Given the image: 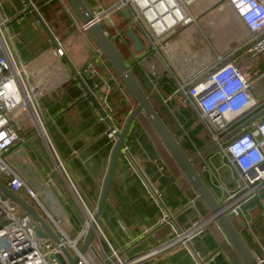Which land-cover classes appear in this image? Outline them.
Wrapping results in <instances>:
<instances>
[{
    "label": "crops",
    "instance_id": "1",
    "mask_svg": "<svg viewBox=\"0 0 264 264\" xmlns=\"http://www.w3.org/2000/svg\"><path fill=\"white\" fill-rule=\"evenodd\" d=\"M0 1L1 10L9 17L10 22L18 20L13 31L18 32L15 48L19 58L25 62L30 61L31 66L48 53L45 57L54 59L53 66L58 64L64 66L56 79V84L46 88L44 94L38 98L44 130L57 157L48 152L37 129L31 130V127L35 126L25 115L22 118H26L29 124L22 125L18 120L24 131L23 135L19 134L24 139V144L19 143L18 148L7 154L10 156L18 149V159L21 161L18 160V167L13 168L28 186L33 190L36 187L40 192L38 198L34 191L37 201L29 200L24 191L18 195L33 204L42 217L47 218L45 213L47 212L60 220L67 236L73 238L86 221L77 196L90 211L96 210L114 146L105 135L108 124L98 119L96 105L86 93L88 90L92 98L94 97L90 92L93 79L87 73L76 74L80 65L90 59L94 49L99 48L87 32L76 31L75 26H80L82 22L66 0H33L35 8L27 10H23L22 0ZM55 2L58 7L51 5ZM187 14L195 22L177 26L168 40L171 43L170 55L173 57L174 66L182 77L190 75L192 66L201 62V54L209 44L212 57L217 50L226 52L228 47L230 49L240 47V40L246 35L244 28L237 22V17L224 7L221 0L194 2L189 6ZM38 16H42L47 24L46 28L53 26L55 32L60 35L66 50L64 57L58 58L50 53L49 34L44 24H36ZM55 16L57 19H54ZM197 31L202 35L198 41L203 38V42L200 40L199 44L194 37L199 34ZM122 46L129 58L125 60L126 63L139 70L149 94H154L150 83V69L154 66L156 71V66L151 63L150 56L155 53L146 48L144 54H140L141 67L131 61L129 48ZM94 63L101 68V73L112 77L111 93L113 91L114 93L110 95V102L122 99L125 102L123 107H128L131 96H128L125 88L119 84L106 59L100 55L95 58ZM235 63L254 81L255 86L251 92L258 102L264 103V53L253 56L240 50ZM204 64L205 62L200 67ZM44 65L38 64V68ZM163 79V75L156 72L155 84L159 89L164 86ZM161 95L164 96L162 92ZM157 98L162 103L161 97ZM151 100L154 102L152 97ZM163 116L173 134L176 136L179 132L181 135L182 131L171 119L167 108L164 109ZM115 119L121 128L126 117L118 116ZM184 129L186 130L185 125ZM186 132L204 150L201 142H197L188 130ZM124 146L127 147V152L119 153L103 211L98 220V232L102 234L99 239L106 251L109 250L108 242L112 247L133 257L167 239L169 225L158 224L162 203L174 212V220L182 229L187 228L194 220L209 215L210 211L206 204L198 199L196 190L177 162L167 153L157 136L147 128L144 118L134 119L125 136ZM188 151L191 156L196 155ZM209 154L211 155V152L206 155ZM59 163L72 181L74 189L69 188L64 173L58 170ZM143 181L150 183L160 192L161 204L153 200ZM262 202V214L254 216L247 210V217L253 224L251 230L237 224L242 237L254 255L259 258L264 256V200ZM236 219L239 218L235 217L234 221ZM121 226H125L127 230H122ZM97 244L96 241L92 242L93 254ZM93 254L92 260L95 263ZM86 260L91 263L88 258ZM136 264H244V262L227 241L218 224L213 222L204 232L192 239L189 247L186 244H178Z\"/></svg>",
    "mask_w": 264,
    "mask_h": 264
},
{
    "label": "built area",
    "instance_id": "2",
    "mask_svg": "<svg viewBox=\"0 0 264 264\" xmlns=\"http://www.w3.org/2000/svg\"><path fill=\"white\" fill-rule=\"evenodd\" d=\"M22 1L23 10L35 8L33 0ZM91 1H93L92 20L110 28L111 40L117 37L122 45L129 48L131 61L142 67L140 53L135 51L133 42L131 45L128 43L124 32H121L113 21V15L122 10L127 11L130 20L126 31L131 28L135 32L134 27H137L145 41L144 45L135 32L142 43L141 51L144 52L147 48L159 55L165 72L174 82L175 88L168 96L161 95L159 87L155 84L154 66L150 69V83L157 97H161L162 104L167 108L177 128L182 131L181 135L177 133V139L184 141L189 150L195 154L202 151L184 129L185 120L181 115L180 106L171 104L173 97L179 95L181 103L186 105L185 108L191 112L192 118L197 117L207 130L210 145H213L208 151L211 155H206L207 152L196 160V169L202 178H205V183L220 204V211L232 214L234 218L238 217L242 225L251 230L253 224L246 214L248 208L240 209L264 190V114L230 136L226 137V135L264 107V103L258 102L250 90L254 81L235 63L240 50L253 56L264 53V0H221L224 7L237 17V22L244 28L246 35L241 38L240 47L235 49L228 47L226 52L217 50L212 57H210L211 45L206 46L201 54V62L192 66V73L187 77L180 76L176 71L173 57L170 55L171 43L168 40L177 26L195 22L187 12L189 6L199 0H116L106 6L101 4L100 0ZM9 23V17L1 10L0 1V182L12 193L18 195L19 192L24 191L29 200L37 201L34 190L4 160V156L16 148L19 141L24 144V139L18 132V129L23 130V128L14 120L15 115H11L12 111L17 108L18 114L27 116L42 135L48 152L53 157L57 156L44 130L43 116L38 104V98L46 89L42 92H34L33 97L26 100L29 93L35 89L34 85L38 80L28 72L30 61L25 62L19 58L15 48L18 32H10ZM40 23L46 28L47 24L42 16L36 19V24ZM87 26L81 24L75 28L85 32ZM46 29L49 34L50 53L58 58L64 57L66 50L60 35L55 32L53 26ZM100 55L102 53L94 49L90 59L80 65L76 74L87 73L93 79L90 92L94 96L96 113L100 121L108 124L105 135L114 143L120 126L113 115L114 108L110 102L112 77L101 73L94 63L95 58ZM204 62L205 64L200 67ZM30 79L33 84H30ZM28 104L32 106L33 112L30 111ZM120 151L127 152V147L124 146ZM57 168L64 173L69 188L74 189L61 163ZM143 185L153 200L161 204L160 192L150 183L143 181ZM77 200L86 221L73 238L67 236L60 220L53 218L47 212H45L47 217L45 220L56 232L62 244L72 254L78 255L77 264H91L86 260L85 254H79V246L93 212L86 207L79 196ZM261 200H264V197L259 201ZM174 216V212L162 203L158 224L169 225L167 239L133 257L112 247L108 242L109 250L106 251L100 242L97 225L98 244L94 251L96 256L94 264H136L142 259L165 252L178 244H186L189 247L195 236L200 235L215 222L214 215L209 214L194 220L187 228L182 229L176 224ZM121 229L127 230L125 226H121ZM57 251L58 247L49 237L36 236L30 217L20 206L8 198L3 200L0 196V264H58L55 259L50 258V255ZM256 259L260 264H264V256Z\"/></svg>",
    "mask_w": 264,
    "mask_h": 264
},
{
    "label": "water",
    "instance_id": "3",
    "mask_svg": "<svg viewBox=\"0 0 264 264\" xmlns=\"http://www.w3.org/2000/svg\"><path fill=\"white\" fill-rule=\"evenodd\" d=\"M67 1L77 13L82 24L88 25L86 30L96 42L100 53L105 55L110 65L112 66L118 77L121 79L124 86L127 88L129 94L136 100V105L129 111L125 121L120 128V131L117 132L116 141L114 142V146L110 153L109 163L102 183L96 210L92 214V218L89 222V226L86 230L83 241L79 246V254L84 255L85 252L92 247V241L94 237H96L98 220L103 211L116 162L118 160L121 148L124 147L125 136L136 116L140 112H143L157 131L158 135L160 136L162 142L164 143L170 154L182 169L184 175L193 185L198 194V199H201L208 207L210 214L214 215L215 222L221 228L222 232L226 236L227 241L237 251L244 264H260L256 259V256L242 237L240 230H238L237 228V224L241 227L243 226L240 220L236 219V221H234V217L232 214H225L220 211V204L218 203L214 194L207 186L204 179L195 167L196 160L200 156L206 154L213 147V145L208 146L199 154L189 156L181 146L177 137L169 129L167 124L164 122V120L152 104L150 97L143 91L142 87L134 77L131 71V65L125 62V60L113 44L111 38L108 37L102 26L92 20L91 10L89 9L85 1ZM121 13L126 18H129L127 11L122 10ZM127 34L133 42L135 51L140 52L142 50V43L137 34L131 28L127 30ZM86 93L95 103L88 90H86ZM262 114H264V107L256 114L241 123L239 126L234 128L226 135V137L235 133L241 127L246 126L249 122L260 117ZM0 196L3 200L7 198L10 199L26 212V214L30 217L31 225L35 229L36 236L43 238L49 237L55 243V245L58 247V251L53 255L51 254L50 258L55 259L58 264H77L78 255L72 254L66 248V246L62 244L56 232L51 228L45 218L42 217L40 213H38V211L32 204L21 198L19 195L12 193L2 182H0ZM262 197H264V190H262L252 200L243 205L240 210H245L253 203L259 201Z\"/></svg>",
    "mask_w": 264,
    "mask_h": 264
},
{
    "label": "rangeland",
    "instance_id": "4",
    "mask_svg": "<svg viewBox=\"0 0 264 264\" xmlns=\"http://www.w3.org/2000/svg\"><path fill=\"white\" fill-rule=\"evenodd\" d=\"M85 1V3L87 4V6L89 7V9L90 10H92L93 8H92V6H93V4H92V1H90V0H84ZM101 1V3L103 4V5H107V4H109V3H111L112 1H115V0H100ZM57 2H55V3H51V5L52 4H54V7H58V5L56 4ZM54 19H57V16H55V18ZM17 21L18 20H12L11 22H10V24H9V30H10V32H12V33H14V31L13 30H15L16 29V25L18 24L17 23ZM113 21H114V23H115V25H116V27L121 31V32H124V35H125V38L128 40V42L130 43V44H132V40H131V38L128 36V34H127V31H126V26H127V24L129 23V18H126L121 12H118V13H116V14H114L113 15ZM47 23H49V24H51L50 22H47ZM64 25H62V27H63ZM104 28V30L108 33V35L109 36H111V31H110V28H108V27H103ZM134 30H135V32L138 34V36L140 37V39L142 40V42H143V44L145 45V41H144V39L141 37V35H140V33H139V31H138V29H137V27H134ZM78 33H80V32H83V31H79L78 29L76 30ZM57 32H60V31H57ZM198 33L200 32V31H197ZM60 34L62 35V33L60 32ZM200 34V33H199ZM195 35L194 37H195V41L199 44L200 43V40L202 41V39H200L199 41H198V38L199 37H201L202 35L200 34V35ZM18 38V37H17ZM113 40V44L118 48V50L120 51V53H121V55L123 56V58H125L126 57V59H129L128 58V56H126V52H125V49H124V47L122 46V44H121V42H120V40H119V38H117V37H115V38H113L112 39ZM18 41V40H17ZM203 42V41H202ZM141 55H143L144 54V52L143 51H140L139 52ZM46 54H48V53H46ZM45 54V55H46ZM150 54H152V53H150ZM45 55L43 56V58L41 57L37 62H34V64L33 65H31L30 66V68H31V70H35V69H37L39 66H38V64H45L46 66H49L48 68H50V67H52L53 66V63H54V59L53 58H51V57H49V56H46L45 57ZM102 56H103V58H105L106 60H107V58L105 57V55L104 54H102ZM53 59V60H52ZM150 59H151V63H154L155 64V66H156V72L157 73H159V74H162L163 75V81L162 82H166L167 81V84L165 85V86H163V87H161V92H162V94L164 95V96H168L169 94H170V92L175 88V84H174V82L170 79V77H169V75H167V73L165 72V70H164V65H163V63L161 62V59H160V57H159V55L157 54V53H155L154 55H152V56H150ZM144 60V59H143ZM107 62H108V60H107ZM35 64H37L36 66H34ZM108 64L110 65V63L108 62ZM146 64V62H144V65ZM111 66V65H110ZM112 67V66H111ZM98 68V70L99 71H102L101 70V68L100 67H97ZM113 69V68H112ZM114 70V69H113ZM115 72V71H114ZM116 73V72H115ZM45 74V75H44ZM48 75H50V72H49V70L47 69L45 72H43V74L42 73H39V75H38V77H42V76H44V77H46V76H48ZM120 79V78H119ZM251 79V78H250ZM159 82V81H158ZM30 84H33V81L30 79ZM254 86L255 85H253L252 84V86H251V91L254 89ZM128 96H129V94H127ZM151 97H152V99H153V101L154 102H152L154 105H155V107L157 108V110L160 112V114L162 115V117H164L163 116V113H164V109L166 108L165 107V105H163L159 100H158V98H157V95L154 93H152L151 94ZM129 100H130V102L132 101L131 99H130V97H129ZM171 104L172 105H174V106H180V108H181V115H182V117H183V119L186 121V123H185V128H186V130H188L189 131V133L191 134V136H193V137H195V140L197 141V142H201V146L203 147V148H206V147H208L209 145H210V139H209V135H208V132H207V130L200 124V122H199V120H198V118L197 117H194V118H192V114H191V112L187 109V108H185L186 107V105H184V104H182L181 103V100H180V96L179 95H176V96H174L173 97V99H172V101H171ZM12 116H14L13 118H14V120L16 121V122H18V120L20 121V123L23 125V124H29V122L27 121V119L26 118H22L23 117V115H21V114H18V112H17V108L14 110V111H12V114H11ZM18 115H20V117H18ZM172 119V118H171ZM33 124V123H32ZM34 128V129H33ZM31 130H34V131H36V129H35V127H31ZM18 132H19V134L20 135H23V133H24V131H22V130H20V129H18ZM17 143H18V141H17ZM19 143H20V141H19ZM180 143H182V142H180ZM21 144V143H20ZM182 146H183V143H182ZM18 148V147H17ZM187 151V150H186ZM188 152V155H190L191 156V153L189 152V151H187ZM9 155L7 154V155H5L4 156V160L7 162V163H9L12 167H14V168H16V167H18V160L19 161H21L20 159H18V149H16L14 152H12L11 153V155L8 157ZM1 180H3V179H1ZM30 185H31V183H30ZM32 186V185H31ZM34 191L36 192V194H37V196H38V198L40 197V192H39V189L38 188H36V187H34ZM33 205V204H32ZM39 205V204H38ZM263 205V202H262V200L261 201H259V202H255V203H253L252 205H250L249 207H248V210H249V212L252 214V215H254V216H256V215H258V214H262L263 213V210H262V206ZM34 206V205H33ZM40 206V205H39ZM35 208V207H34ZM36 209V208H35ZM41 211H43L42 209H41ZM102 236V234H99V237H101ZM93 241H96V242H98V240H97V238L96 237H94V239H93ZM92 241V242H93ZM94 244V243H93ZM92 251H91V248H89L86 252H85V256H86V258H88V260L91 262V263H94L93 262V260H92ZM93 257L95 258L96 256L93 254Z\"/></svg>",
    "mask_w": 264,
    "mask_h": 264
},
{
    "label": "trees",
    "instance_id": "5",
    "mask_svg": "<svg viewBox=\"0 0 264 264\" xmlns=\"http://www.w3.org/2000/svg\"><path fill=\"white\" fill-rule=\"evenodd\" d=\"M67 1V0H66ZM68 2V1H67ZM102 28H103V26H102ZM104 29V28H103ZM85 32H87V30L85 31ZM106 32V31H105ZM87 34H88V36L93 40V38L91 37V35L87 32ZM106 34L108 35V33L106 32ZM108 37H110L109 35H108ZM94 41V40H93ZM112 42H113V40H112ZM94 43L96 44V42L94 41ZM97 45V44H96ZM98 47V46H97ZM116 47V46H115ZM117 48V47H116ZM117 50H118V48H117ZM118 52H119V50H118ZM121 55V54H120ZM122 56V55H121ZM127 56V55H126ZM124 60H126V57L125 58H123ZM107 61V60H106ZM126 62V61H125ZM108 63V62H107ZM110 66V65H109ZM110 68H111V70H112V72L115 74V76H116V78H117V80L119 81V84L123 87V88H125V90H126V92L129 94V92H128V90H127V88L124 86V84L122 83V81H121V79H119V77H118V75L114 72V70L112 69V67L110 66ZM131 71H132V73H133V75H134V77L136 78V80L138 81V83L140 84V86L142 87V89H143V91L150 97V100H151V95L149 94V89L147 88V86H146V84H145V81H144V79H143V77H142V75L140 74V72H139V70L138 69H135V68H133V67H131ZM163 85L165 86L166 85V82H163ZM113 93H114V91H113ZM113 93H111V94H113ZM130 95V94H129ZM131 96V95H130ZM131 102L129 103V105H128V107H123L124 106V103L125 102H123V100L122 99H117L115 102L113 101V103H112V105H113V108H114V111H113V115H114V117H122V118H125L127 115H128V113H129V111L131 110V109H133L134 108V106L136 105V100L131 96ZM111 101V100H110ZM151 102H152V100H151ZM153 104V103H152ZM154 105V104H153ZM154 107H155V105H154ZM156 108V107H155ZM117 109H121L120 111H118ZM156 110H157V108H156ZM158 111V110H157ZM158 113L160 114V112L158 111ZM160 116H161V114H160ZM162 117V116H161ZM136 118H144V120H145V122H146V124H147V128L150 130V131H152L153 133H154V135H156L157 136V139H158V141L159 142H161L162 143V145L166 148V146L164 145V143L162 142V140H161V138H160V136L158 135V133H157V131L155 130V128L153 127V125L151 124V122L149 121V119L147 118V116L143 113V112H140L137 116H136ZM162 119H163V117H162ZM164 120V119H163ZM164 122L166 123V121L164 120ZM186 123V122H185ZM167 124V123H166ZM185 125V124H184ZM170 130H171V128H169ZM180 142V141H179ZM181 144V146H182V143H180ZM183 149L186 151H188L189 150V147L185 144V143H183ZM166 151H167V153L173 158V156L170 154V152L168 151V149L166 148ZM187 151H186V153H187ZM188 154V153H187ZM190 156V155H189ZM173 160H175L174 158H173Z\"/></svg>",
    "mask_w": 264,
    "mask_h": 264
},
{
    "label": "bare ground",
    "instance_id": "6",
    "mask_svg": "<svg viewBox=\"0 0 264 264\" xmlns=\"http://www.w3.org/2000/svg\"><path fill=\"white\" fill-rule=\"evenodd\" d=\"M48 67L49 66L44 65V66H41V68H37L35 70H31V68H29L28 72L31 73L35 77V80H38V82L36 85H34L35 89L33 90V92L29 93L28 98H26V100L31 99L36 92H42L46 88L51 87L52 85L56 84L57 77L62 73V70L64 69V66L61 64H58L57 66H53L50 68ZM45 69L49 70L50 75L46 77L42 76L41 79L39 80L40 78L38 77L39 73L43 74ZM28 105H29L30 111L33 112L32 106L30 104Z\"/></svg>",
    "mask_w": 264,
    "mask_h": 264
}]
</instances>
